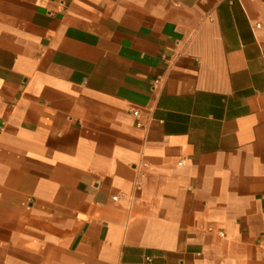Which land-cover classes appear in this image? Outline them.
<instances>
[{
    "label": "crops",
    "instance_id": "0c3cea01",
    "mask_svg": "<svg viewBox=\"0 0 264 264\" xmlns=\"http://www.w3.org/2000/svg\"><path fill=\"white\" fill-rule=\"evenodd\" d=\"M263 50L264 0H0V264H264Z\"/></svg>",
    "mask_w": 264,
    "mask_h": 264
},
{
    "label": "built area",
    "instance_id": "2783aa9c",
    "mask_svg": "<svg viewBox=\"0 0 264 264\" xmlns=\"http://www.w3.org/2000/svg\"><path fill=\"white\" fill-rule=\"evenodd\" d=\"M262 59H263V62H264V50L262 51ZM129 112H130L131 116L134 118L135 125L138 128H143L149 121H151V119H148L146 124L143 123V121L141 119V109L138 106H132L129 109ZM138 187H139V185H137V188ZM112 201L117 202L118 201V197L117 196L112 197ZM208 231H211V229H208ZM218 234H219V236H223L222 232H219ZM258 244L264 250V236L259 240Z\"/></svg>",
    "mask_w": 264,
    "mask_h": 264
}]
</instances>
